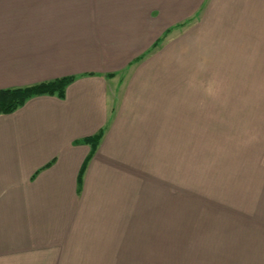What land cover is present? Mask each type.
Wrapping results in <instances>:
<instances>
[{"label": "crops", "instance_id": "1", "mask_svg": "<svg viewBox=\"0 0 264 264\" xmlns=\"http://www.w3.org/2000/svg\"><path fill=\"white\" fill-rule=\"evenodd\" d=\"M185 29L195 43L241 34L264 59V0H0V90L75 78L62 99L0 115V264H118L135 248L121 209L148 217L145 186L168 178ZM100 131L79 180L81 141ZM255 190L232 264H264V168Z\"/></svg>", "mask_w": 264, "mask_h": 264}, {"label": "rangeland", "instance_id": "2", "mask_svg": "<svg viewBox=\"0 0 264 264\" xmlns=\"http://www.w3.org/2000/svg\"><path fill=\"white\" fill-rule=\"evenodd\" d=\"M186 30L174 37L186 39L174 58L182 67L169 75L181 100L171 109L179 121H168V178L145 186L136 209L148 217L133 223V211L122 207L137 240L122 241L135 248H122L118 264H232L248 226L244 210L255 207L264 168V59L251 42L239 45L241 34L195 43ZM149 231L152 239L142 234Z\"/></svg>", "mask_w": 264, "mask_h": 264}, {"label": "trees", "instance_id": "3", "mask_svg": "<svg viewBox=\"0 0 264 264\" xmlns=\"http://www.w3.org/2000/svg\"><path fill=\"white\" fill-rule=\"evenodd\" d=\"M168 33H166V35ZM158 43H155L152 48H155ZM74 79V77L63 78L24 88L0 90V115L12 114L18 108L22 107L27 100L36 96H56L62 99L64 97L66 87L70 85ZM102 135L103 131H100L94 136L84 138L81 141V143L90 147V154L80 170L79 180L81 179L87 161L99 145Z\"/></svg>", "mask_w": 264, "mask_h": 264}]
</instances>
